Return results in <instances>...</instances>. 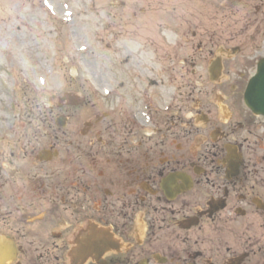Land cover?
Wrapping results in <instances>:
<instances>
[{
  "label": "flooded vegetation",
  "instance_id": "obj_1",
  "mask_svg": "<svg viewBox=\"0 0 264 264\" xmlns=\"http://www.w3.org/2000/svg\"><path fill=\"white\" fill-rule=\"evenodd\" d=\"M81 1L92 9L94 1ZM48 3L39 0L36 8ZM103 20L98 32L103 25L107 33ZM71 22L63 15L59 24ZM49 25L55 30V22ZM130 51L117 55L114 65L118 78L128 75L126 83L100 91L113 108L94 111L92 100L71 91L53 106L50 113L59 112L64 124L63 150L57 143L40 144L29 156L34 148L23 151L18 143L25 155L14 157L0 143V264H264V124L254 129L259 135L241 129L223 134L217 125L225 121L201 111L192 95L186 106L161 104L151 91L157 94L160 85L146 75L153 70L140 64L137 50ZM222 61L209 65L211 80H222ZM199 126L208 131L206 138L197 134ZM171 131L176 143L164 136ZM192 134L187 158L182 142ZM157 135L180 154L168 153V145L153 149L148 142ZM107 143L122 145L127 157L110 160ZM31 159L45 167L29 171ZM168 231L172 238L162 243ZM88 243L91 253L82 261L87 252L76 248Z\"/></svg>",
  "mask_w": 264,
  "mask_h": 264
},
{
  "label": "rangeland",
  "instance_id": "obj_2",
  "mask_svg": "<svg viewBox=\"0 0 264 264\" xmlns=\"http://www.w3.org/2000/svg\"><path fill=\"white\" fill-rule=\"evenodd\" d=\"M38 1L0 0V143H6L7 155H25L17 151L18 143L24 146L23 151L34 148L29 156L48 143H57L56 149L63 150L59 145L65 142L64 124L59 112H50L66 92L82 93L92 100L94 111L113 108L100 91L126 83L128 75L118 78L114 65L117 55L124 58L132 48L141 56L140 64L153 70L154 75H146L160 85L157 94L151 91L161 104L176 101L174 105L186 106L192 95L196 105L200 101L201 111L209 110L221 124L225 121L217 125L220 133L241 129L244 134L254 131L259 135L254 129L264 124V119L250 113L243 96L257 62L264 57V0H90L94 1L92 9L81 0H49L38 9ZM39 4L42 6L41 1ZM46 9L56 20L43 14ZM63 15L72 18L67 26L59 24ZM101 17L109 25L107 33L103 25L98 32ZM51 22H55V30ZM120 38L124 41L119 47ZM217 58L224 59V70L220 72L222 80L215 81L208 70ZM197 134L206 138L208 131L199 126ZM193 135L182 142L187 158ZM164 136L176 143L173 131ZM219 136L215 140H220ZM161 140L157 135L148 143L153 149H166L169 143ZM157 141L158 146L154 144ZM107 145L110 160L127 157L122 145ZM255 150L246 152L257 155ZM133 152L139 156L137 148ZM168 153L180 154L170 145ZM21 163L17 161V165ZM40 164L31 159L29 171L45 167ZM169 232L162 243L172 238ZM239 240V233L232 236L234 246ZM112 257L108 255V259Z\"/></svg>",
  "mask_w": 264,
  "mask_h": 264
},
{
  "label": "water",
  "instance_id": "obj_3",
  "mask_svg": "<svg viewBox=\"0 0 264 264\" xmlns=\"http://www.w3.org/2000/svg\"><path fill=\"white\" fill-rule=\"evenodd\" d=\"M244 102L254 115L264 117V59L257 64V72L247 85Z\"/></svg>",
  "mask_w": 264,
  "mask_h": 264
},
{
  "label": "bare ground",
  "instance_id": "obj_4",
  "mask_svg": "<svg viewBox=\"0 0 264 264\" xmlns=\"http://www.w3.org/2000/svg\"><path fill=\"white\" fill-rule=\"evenodd\" d=\"M89 244V243H88ZM98 247H105L106 243H97L96 244ZM89 255V253H83V257Z\"/></svg>",
  "mask_w": 264,
  "mask_h": 264
}]
</instances>
